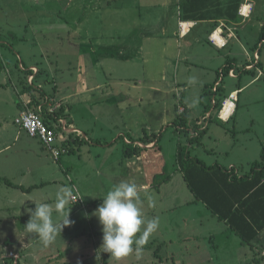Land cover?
Returning <instances> with one entry per match:
<instances>
[{
    "label": "rangeland",
    "instance_id": "obj_1",
    "mask_svg": "<svg viewBox=\"0 0 264 264\" xmlns=\"http://www.w3.org/2000/svg\"><path fill=\"white\" fill-rule=\"evenodd\" d=\"M124 1L122 7L119 5L123 0H0V56L3 63L0 84L8 83L3 88L7 87V92L3 91L4 94L0 95V119L9 122L12 128L8 136L0 135V150L12 143L14 138L17 96L12 86L23 90L26 83L19 62L26 70L30 65L38 67L37 82L42 83L41 80L45 79L42 83L43 93L50 94L54 84L58 88L57 97L65 92L76 93L66 100L71 110L72 124L91 139V143L82 142L81 152L70 154L78 166L86 163L92 174L87 179H83V176L75 181L83 203L69 202L63 210L66 213L71 208L69 219L72 223L64 227L55 242L48 246H44L35 234L28 235L30 245L24 252L26 257H21L19 263L22 260L21 263L28 261V264H157L163 260V264H209L211 258L228 259L229 255L233 258L235 254L252 251L249 256L255 258L257 264H264V239L257 242L256 251L248 246L241 248L239 238L223 222L213 218L208 210H203L202 204L193 201V195L176 164L178 144H182L187 147L191 157L197 158L205 166H233L240 174L248 172L250 164L259 159L264 145V78L242 91L239 103H236L235 115L227 123L217 119L219 108H215L212 120L200 131L201 136L191 146L186 144L188 132L185 129L181 135L175 134L174 125H179L173 124V121L179 119L184 109L180 94L171 91L174 81L182 84L186 80V99L194 107L189 121L195 123L212 98L211 93L204 95L205 84L215 79L216 65L225 62L228 54L244 68L250 65L244 64L253 60L254 52L259 51L260 67L264 70V48L253 50L260 29L264 26V0H247L252 5V13L233 30L240 33L243 49L239 43L232 42V45L218 52L201 43L194 46L196 51L191 59L192 64L184 60L174 62V56L172 59L164 58L165 40L177 30L175 9L171 7L168 11L159 7L160 4L152 8L145 5L139 7L135 0ZM119 28H123V31ZM119 35L122 36L121 41L128 38L138 41L131 47L130 55H126L129 62L124 60L113 64L109 56H117L118 50L114 45L119 43ZM140 36L151 37V42L147 44L149 54L146 63H143L144 56L137 55L140 54ZM203 49L212 51V54L201 53ZM168 52L171 53V50ZM135 54L136 59L130 62ZM101 59L105 62L103 67L96 64ZM166 62L169 63L166 65ZM174 71L177 72L175 76ZM162 73L165 82L161 80ZM251 77L244 74L239 81L225 76L222 84L224 94L228 96L230 90L237 89L238 84L243 86ZM97 83L103 84V89L86 92ZM150 86L159 89L150 91ZM39 88L35 84L21 94L28 97L37 92L39 95L42 91ZM108 93H113L115 101L124 99L126 105L95 101L97 97L101 98V94L107 97ZM3 99L9 104L4 103ZM218 99L217 94L215 100L218 102ZM145 132L157 139L162 152L158 166L161 164L165 169L160 171L159 176L156 175L159 171L153 170L154 177L150 178L153 180L152 187L148 190L142 191L138 185L141 201L138 206L146 221L158 217L159 227L150 235L139 255L133 252L127 257L115 259L100 249L101 225L92 213L102 203L106 193L122 181L118 182V179L123 169L116 168L124 155L122 135L129 134L134 141H139ZM42 153L45 163L58 166L49 154L45 151ZM80 153L83 159L78 160ZM10 154L0 152V175L7 172L5 160ZM168 176L170 178L165 179ZM135 178L138 180L137 176ZM55 179H58L57 185L47 189L52 208L55 207L59 190L71 189L64 174ZM139 180H142L141 176ZM13 190L0 184V220H9V223L2 222L1 238L12 235V230H18L20 225L18 219L21 218L13 219L17 224L15 226L8 218L16 214L12 211L13 206L7 202L11 193H15ZM34 193L38 195L39 191ZM153 202L154 206H151ZM55 210L53 220L58 222L62 219L61 210ZM20 214L29 218L26 212ZM9 249H5L4 255ZM3 250L0 248V254ZM19 254L22 255L21 252Z\"/></svg>",
    "mask_w": 264,
    "mask_h": 264
},
{
    "label": "crops",
    "instance_id": "obj_2",
    "mask_svg": "<svg viewBox=\"0 0 264 264\" xmlns=\"http://www.w3.org/2000/svg\"><path fill=\"white\" fill-rule=\"evenodd\" d=\"M118 1H121V0H118ZM135 1L139 5V7L141 5H145L146 7L152 8L153 6L160 4L159 7L168 9V11H170L171 7L173 9H175V12H176L175 16L177 17V19H176L177 30L173 32V34L170 38L165 40V42L167 41V43L166 44L164 43V45H163V52L165 53L164 58L167 57V58L172 59L174 56V62L176 60H178V63H179L181 60H184L183 62H185L187 64H192L191 59L194 57V54L196 51V50H194V46L199 45L201 43L207 44L208 46H211L212 48H214L218 52L227 48L230 44L232 45V42L239 43L240 48L243 49L241 46V43H243V42L241 40L240 33H238V32L236 33L235 31H233L236 29V27H239L242 25V23H244L243 18L242 17L240 18V15H239V9H241V6L243 5L242 3L240 4L238 12H237L239 20L237 22H231V21H228L227 19H224V18H217V19H210V20L207 19V20H201V21L184 20L181 18V11H180V7H179V3L182 0H135ZM137 1H139V2H137ZM246 1L247 0H245V2ZM124 2L125 1L123 0V2L119 6L123 7ZM218 29L222 30L224 39L226 41V44L222 47L215 46L209 40V36L214 31H216ZM118 30L123 31V28H119ZM162 32L163 33L165 32L164 27H162ZM120 37H122V36L119 35V43L117 44V46L114 45L115 48L118 50L117 56L114 54H113V56H111V55L109 56V57H111L109 59H112L113 64H115V62L118 64V63H120V61L122 62L124 60H125V62H129L126 55H128L130 53V50L132 49L131 47H133V45H135L138 41L137 39H133V38H128L129 40L123 39L121 41ZM140 37H141L140 38L141 40L139 41V52H140V54H137V55L139 57L144 56V57H142L143 63H146L147 62V55L149 54L147 51L148 50L147 44L149 42H151V37L150 36H148V37L147 36H143V37L140 36ZM123 38H125V37H123ZM256 44H257V41H256L255 45ZM102 46H104V45H101V47ZM173 49H174L175 54L172 52ZM168 50H171V53L168 52ZM202 52H203V54L204 53H208L209 55L212 54V51H210V50H204L203 49V50H201V53ZM258 53H259V51L254 52V54H257V56H258L257 62H254V58H253V60H252L253 62L249 61V62H246L244 64V65L250 64L253 66L252 68H249V69H245L246 67L242 68L243 66H240V64L237 62L236 58L230 57V55L228 54L227 57L225 58L226 59L225 62H222V63L219 62L221 64L219 66L216 65V67H217L216 73L217 74L215 75V79H212L213 80L212 82L205 84L204 92H207L206 88L208 87L207 94L208 93L212 94L211 88L214 86V84L216 82L219 83V85L217 86V92L214 95V98L218 94L219 95L218 101L221 102L228 97L224 94L225 87L222 86V84L224 83V77L227 76V78H229L231 80H239L240 81L244 74H248L249 76H252L250 80H247L243 86H240V84H238L237 89L230 90L228 92V95L232 92H236V94H237V102L236 103H239L240 96L244 92V90H246L248 86L256 84V82H258L262 77L264 78V70L261 69V67H260V56ZM135 59H136V54L133 55V57H131L130 62H133ZM168 63L169 62H166L165 64L167 65ZM96 64H99L103 67L105 62L103 61V59H101L100 61H97ZM18 65L19 66L21 65L25 69V67L20 62ZM194 65H196V64H194ZM225 67H226V70H224ZM239 67H241V68H239ZM31 68H34L37 70V73L34 74V83L31 87H33L35 84H37L39 87H41V88H39V89H42L41 92H43V84L42 83L45 82L44 81L45 79L41 80L42 83L37 82V79L39 76L38 75L39 74L38 67L35 65H30L28 67V69H31ZM173 68H175V67H173ZM20 71H22V70H20ZM25 71H29V70L25 69ZM25 71L21 72L22 75L24 74ZM230 71L235 72L236 78H233V77L228 75V72H230ZM31 73L32 72L30 71L28 75H30ZM176 74H177V72L174 71V76ZM220 74L222 75L221 80L218 76ZM26 77H27V75L25 76L26 84H27V86H30L27 83ZM161 80H162V82H165L164 81L165 80L164 73H162ZM150 82H152V81H150ZM182 82L183 83L181 84L178 81H174V83H173L174 88L171 91H174V94H178V95L180 94L179 99L182 101L181 102L182 107H183L182 109H187L189 111L188 117H190L191 113H193L194 107L192 106V103L189 102V99H186L185 94H186L187 88H188L187 83H185L186 80H184ZM5 85L8 86V83L0 84V95L4 94L3 91L7 92V90H8L7 87H6V89H3ZM27 86H25L23 84V90H22V88L18 89L17 86L15 87V85L12 86V89H14L15 96H17V102H16L17 109L15 110L16 116H14L15 118H14V122H13V124L16 125V126L14 125L15 126L14 138L12 140V143L7 144L2 150H0V152H3V151L11 152L9 157L5 160L7 172L1 174L2 176L0 175V184H4V186L8 187V189L13 188L14 189L13 191L15 192V193H11L7 202L9 203V205L13 206L14 209L12 211H14V213H16V214H13V216L10 215L8 218L11 219L10 223L13 226L17 225L15 222H13V219L21 218V219H18V225L20 224L18 226V230L13 229L12 230L13 233L10 232L12 235L9 234V235L5 236L4 238L0 237V239H1L0 240V248H2V250L4 249L3 253L0 254V264H28L27 263L28 261L21 263L22 262V260H21L19 263V260L26 257L25 253L28 250L29 245H30L29 240H28V235H31V234L27 233L23 228L26 225V221H28L30 217L26 219V217L22 216L20 213L26 212V214L27 213L29 214L28 210L34 209L35 205H39L40 203H48L51 205V203H50L51 200L48 197L49 193H48L47 189L49 188V186L57 185L58 179H55V177L56 178L60 177L62 174H64L66 176L67 181H69V184L71 185L72 197L75 196L78 198V202H73L70 199V203L80 204V203H83V198H82L81 194L79 193V191L76 187L75 181L78 179H81L83 176H84L83 179H87L89 175L90 176L92 175L91 169L88 167V165L86 163L84 166H82V165L78 166L76 163H74V161H73L74 158H72L70 155V154H73L74 152H77V151L81 152L82 151V142L91 143V139L88 138L87 136L86 137L88 138V141L80 140L77 138H72V140L69 141V144H68L69 152L62 155L59 158H54L50 153H48L46 150H44L42 148V146L40 145V143L37 140L29 138L18 127V125L16 124V119H18L20 113L25 111L26 109L34 110L33 106L30 105L32 94H31V96H28V97H26L25 94H21V93L25 92L24 87H27ZM101 89H103V84L99 85L97 83V84H95V86L88 88L86 90V92L91 93L94 90L97 91V90H101ZM158 89L159 88L154 87V86L149 87L150 91H155V90L158 91ZM10 90H11V88H10ZM57 90H58L57 85L54 84L52 86V89H50V92H49L50 94H46L45 92L43 94L47 97L53 98L57 103H60V105L63 108L61 107V110L56 114L60 115L64 119H66L73 126V124H72L73 119H72V115H71V110L68 106L69 103H67L66 100H68L70 97H72L76 93L71 94V93L65 92V93H62L59 97H57L56 96V93L58 92ZM33 94L36 95V97H38L37 92H34ZM108 96H111V97H108ZM89 98H92V97L89 96ZM115 98L116 97L113 95V93L112 94L108 93L107 97L104 94H101V98L98 99V97H97L95 101H97V103L113 104L116 106L118 105L117 104L118 102H119V104H122L125 101L124 99H121L119 101H115L114 100ZM92 100H94V99L92 98ZM3 102L9 104V102L7 100L3 99ZM142 104H143V100L141 99L140 105H142ZM122 105L124 107V105H126V104L123 103ZM209 105H210V102H209ZM209 105L205 106L204 109H202V111L200 113L201 116L199 115L200 117H202L206 111H209L208 110ZM236 110H237V107H235V111ZM235 111H234L233 116L235 115ZM199 116H197L195 119H197ZM178 120L173 121V124H178ZM194 125H195V123L189 121V118H188L187 125L183 128L181 126L174 125L175 126V134H177V135H179V134L181 135V132H183L184 129L186 132H188V136L186 135L185 140H186V144L189 146H191L189 139H195V138L197 139V137L202 133L201 132L197 137L193 138L194 135H191V133H189V129L194 127ZM11 129L12 128H11V125L9 122L1 121V119H0V135L3 134L4 136L5 135L8 136V132L9 131L12 132ZM178 129H180V130H178ZM194 130H196V127L194 128ZM124 139H127L128 141H130V144H127L126 142H124ZM140 139H144L145 143H147V144L139 143L138 141H134V139H132V137L129 136V134H123L122 135L124 155L117 162L116 168L123 169V174H121V177H119L120 179H118V182L121 179H122V181H120V183L121 182H134L137 185V188H138V185H140V190L146 191L152 187V181L153 180L150 178L154 177L153 170L156 169V172L159 171L156 174L159 176L160 171L164 170L165 168L163 166H161V164H160V166H158L159 165V159L162 158V152H161V147L158 146L157 139L153 136H149L146 132L144 133L143 137ZM148 140L151 142H148ZM179 145L182 146V144H178V146ZM102 146H104V144ZM99 147H101V146H99ZM136 147H140L143 149H139L137 152H135V151L133 152V149ZM42 150L45 151L47 154H49L54 160H56L58 166L55 167V163H53V164L45 163V157L42 153L43 152ZM126 152H129V153H126ZM66 155H68V156H66ZM77 155L75 154L74 156H77ZM63 156H65V158H63ZM78 156H77L78 160L83 159L81 153ZM83 167H85V169ZM177 167H178V165H177ZM226 168L235 169L233 166L226 167ZM177 170H179V167L177 168ZM235 171L237 172L236 169H235ZM156 175H155V178H156ZM181 175H182V173H181ZM136 176H137L138 180H136V178H135ZM139 176H141L142 180H139ZM162 176H164V175H162ZM169 178H170V176H168L166 179L168 180ZM6 181H8L10 184H7ZM28 182L30 184H28ZM35 191H39L38 195H35V193H34ZM193 201H194V198H193ZM196 203L202 204L200 202H196ZM54 208L55 207L52 208V211L54 210ZM202 208H204L203 210H207L203 204H202ZM56 210L54 212H56ZM209 214L211 215L210 212H209ZM213 218H215V217H213ZM22 219H23V222H22ZM8 221L6 220V222H5L3 220H0V233H3L2 222L9 223ZM263 236H264V231L253 242V247L252 248L249 247V248L256 251L257 250L256 246H258L257 242L258 241L261 242L264 239ZM10 245L13 246L12 248H14L16 250L12 249L10 247ZM4 247L10 248L5 255H4V253L6 252L5 249H7V248H4ZM240 247L242 248V247H244V245H242L240 243ZM263 247H264V245H263ZM20 252L22 253V255L19 254ZM250 253L252 254L253 252L250 251L247 253H240L239 255L235 254V257H233V258H231V255H229L228 259H214L213 260L211 258V260H210L211 263H209V264H257L256 261L253 260V258L249 256ZM10 254H12L14 258H10L9 257ZM18 254L20 255V257L18 256ZM9 260H10V262L8 263ZM226 260H228V263L226 262ZM162 261L163 260H159L157 262V264H163ZM35 264H37V263H35ZM198 264H200V263H198Z\"/></svg>",
    "mask_w": 264,
    "mask_h": 264
},
{
    "label": "trees",
    "instance_id": "obj_3",
    "mask_svg": "<svg viewBox=\"0 0 264 264\" xmlns=\"http://www.w3.org/2000/svg\"><path fill=\"white\" fill-rule=\"evenodd\" d=\"M242 2L243 0H182L179 7L181 18L184 20L224 18L237 22V12ZM262 42L264 43V26L260 29L253 50L259 48L258 45ZM2 67L0 56V70ZM29 72L25 71L24 75ZM24 85L27 86L26 83ZM30 87H24V90L27 91ZM206 91L208 92V87ZM207 92H204V95ZM44 96L43 92L39 93L38 97L32 94L30 105L33 109ZM220 104L218 101L215 107L220 108ZM188 116L189 111L184 109L177 125L185 127ZM43 118L44 122L50 125L49 118ZM200 136L201 134L197 138ZM195 139H189V142L193 143ZM138 142L147 144L144 139ZM138 150L136 147L133 152ZM176 162L194 201L202 203L213 217L223 222L239 238L242 245L252 248L253 242L264 231V145L259 159L250 164L248 172L242 174L233 168L228 169L220 165L205 166L197 158L191 157L187 147L181 145L177 149ZM6 183L10 184L8 181Z\"/></svg>",
    "mask_w": 264,
    "mask_h": 264
},
{
    "label": "clouds",
    "instance_id": "obj_4",
    "mask_svg": "<svg viewBox=\"0 0 264 264\" xmlns=\"http://www.w3.org/2000/svg\"><path fill=\"white\" fill-rule=\"evenodd\" d=\"M71 197L70 188H61L57 193L55 208L61 210L62 217L58 222L53 220L52 205L48 203H40L34 209H29L30 218L23 227L24 230L35 234L44 246L55 242L62 229L72 223L69 219L71 208L66 213L63 211ZM140 203L134 182H121L106 193L102 203L92 213L101 225L102 252L115 259L127 257L133 252L137 255L142 252L150 235L158 229L159 218L146 221L138 206ZM151 206H154V202Z\"/></svg>",
    "mask_w": 264,
    "mask_h": 264
},
{
    "label": "built area",
    "instance_id": "obj_5",
    "mask_svg": "<svg viewBox=\"0 0 264 264\" xmlns=\"http://www.w3.org/2000/svg\"><path fill=\"white\" fill-rule=\"evenodd\" d=\"M247 4L248 10L247 13H243L241 9H239V15L246 21L252 13V5L246 1L244 3ZM242 7V6H241ZM209 40L212 44L217 47H222L226 44V41L223 36L222 30L218 29L214 31L210 36ZM259 49L264 48V43H260L258 45ZM258 61L257 54L254 55V62ZM252 65L246 66V69L252 68ZM20 70L25 71V69L20 65ZM32 73L27 75L26 80L27 83L32 86L34 83V74L37 73V70L34 68L28 69ZM228 75L236 78V74L234 71L228 72ZM222 75L220 74V77ZM219 83H215L211 88L212 98L210 99V105L212 108L209 111H206L203 116L195 122L194 127L189 129V133L194 135L193 138L197 137L204 128H206L207 123L212 119L213 110L216 108V100L214 95L217 92V86ZM237 102V94L236 92H232L228 95L226 99L221 101L220 108L217 112V119L226 123L234 114L235 107ZM228 105V109L225 107ZM61 110L60 103H57L53 98L44 96L41 98L39 104L36 106L34 110L26 109L21 112L18 119H16V124L18 127L29 137L37 140L42 148L50 153L54 158H59L62 155L69 152V141L72 138L81 139L84 141H88V138L85 134L75 129L66 119L57 115ZM226 111V112H225ZM44 116L49 118L50 125L44 122ZM196 127V130L194 128ZM124 142L130 144V141L124 139ZM73 202H78V198L73 196L71 197ZM10 258H14L12 254L9 255Z\"/></svg>",
    "mask_w": 264,
    "mask_h": 264
},
{
    "label": "bare ground",
    "instance_id": "obj_6",
    "mask_svg": "<svg viewBox=\"0 0 264 264\" xmlns=\"http://www.w3.org/2000/svg\"><path fill=\"white\" fill-rule=\"evenodd\" d=\"M247 10H248V7H247V4H243L242 7H241V11L243 13H247ZM225 109H228V105L225 107ZM226 112V111H225Z\"/></svg>",
    "mask_w": 264,
    "mask_h": 264
}]
</instances>
